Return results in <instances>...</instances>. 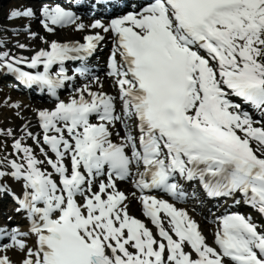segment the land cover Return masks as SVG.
<instances>
[{"label": "snow or ice", "instance_id": "snow-or-ice-1", "mask_svg": "<svg viewBox=\"0 0 264 264\" xmlns=\"http://www.w3.org/2000/svg\"><path fill=\"white\" fill-rule=\"evenodd\" d=\"M5 19L25 23L0 28V71L53 104L33 131L0 98L22 121L0 126V264H264V0H35ZM21 31L45 47L17 54ZM216 198L257 218L211 213L210 243L192 213Z\"/></svg>", "mask_w": 264, "mask_h": 264}, {"label": "bare ground", "instance_id": "bare-ground-1", "mask_svg": "<svg viewBox=\"0 0 264 264\" xmlns=\"http://www.w3.org/2000/svg\"><path fill=\"white\" fill-rule=\"evenodd\" d=\"M7 1H4L3 3H6ZM26 2V0H21L18 2V4L20 5H24ZM7 5V9L9 11V9L11 7H15L16 5L14 4H6ZM84 21L86 23H89L91 22V19H88V18H85L84 17ZM82 33H78V32H75L73 31L71 28L64 34L66 35L64 38L66 40L68 39H76V38H79L80 35ZM11 35V34H10ZM62 35L60 34H56L54 36V39H60ZM16 39H19L20 42H24L26 44L29 45V49L26 50L25 52L23 50H17L15 47H14V44H15V40ZM40 47H45V45L39 40V39H36V40H29L27 35H22L20 34L18 37H12V42L9 44V48H11L14 52H16L17 54H23V55H26V56H29V55H32L34 50L35 49H38ZM103 76V75H102ZM109 91H111L110 88H108ZM10 94L7 92V91H0V98H3L5 96H9ZM68 95V93H66L65 95L62 96V98H66ZM14 100L15 99H18V100H21L23 101L25 104H28L30 105L31 107L29 109H27L25 112H24V115L31 120L32 124H33V128L36 127V124L33 123L36 121V118L34 116V114L32 113L31 111V108H43V107H51L49 106V104H33V102H28L27 99L25 98H21L19 97L18 95H10ZM53 104V103H52ZM7 118V121H10V123H7L6 119ZM19 121L21 122V125H22V121L19 120V119H16L13 114L4 109V110H0V126H12L14 127L16 122ZM36 131V130H35ZM227 202H225L224 205H226ZM134 205V208L132 206V209H131V213L132 214H135V213H139V207L137 204H133ZM191 209L193 208V205L191 204ZM207 208V205H200L198 202L196 203L195 205V211L192 213L195 218L200 222L201 226H202V229L204 231V234L207 236L208 234H210V232H212L213 230V227H212V224H211V220L212 219H209L207 217H202L203 216V211ZM211 208V207H210ZM191 211V210H190ZM209 217H211V213L210 212H207Z\"/></svg>", "mask_w": 264, "mask_h": 264}, {"label": "rangeland", "instance_id": "rangeland-1", "mask_svg": "<svg viewBox=\"0 0 264 264\" xmlns=\"http://www.w3.org/2000/svg\"><path fill=\"white\" fill-rule=\"evenodd\" d=\"M15 4H17V3H15ZM6 9H7L6 5H5V6H0V27H4V26H6V25H10V24L7 23L8 20L5 19V16H6V14H7ZM11 25H15V24H14V23H11ZM3 34H5V33L0 32V35H3ZM22 35H24V34H22ZM44 36H45V35H44ZM46 37H47V36H46ZM47 38L50 39V37H47ZM11 95H12V94H11ZM19 126H21V122L17 121L16 124H15V126H14V128H15V127H19ZM8 144H9V145L11 144V140L8 141ZM29 144H32V141H30ZM9 151H11V148H10V147H9Z\"/></svg>", "mask_w": 264, "mask_h": 264}]
</instances>
